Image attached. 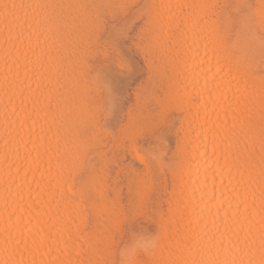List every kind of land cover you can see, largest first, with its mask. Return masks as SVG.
Returning <instances> with one entry per match:
<instances>
[{"label":"bare ground","instance_id":"6f19581e","mask_svg":"<svg viewBox=\"0 0 264 264\" xmlns=\"http://www.w3.org/2000/svg\"><path fill=\"white\" fill-rule=\"evenodd\" d=\"M135 213L134 264H264V0H0V264H118Z\"/></svg>","mask_w":264,"mask_h":264},{"label":"rangeland","instance_id":"374dc122","mask_svg":"<svg viewBox=\"0 0 264 264\" xmlns=\"http://www.w3.org/2000/svg\"><path fill=\"white\" fill-rule=\"evenodd\" d=\"M132 7H134L135 8V6H132ZM132 10H133V8H132ZM132 10L131 9H128L127 11H128V14H126L125 13V17L123 16V17H121V16H119V19L117 18V20H114V21H111V20H109L108 19V17L105 15L103 18H104V22H103V27L105 28V30H106V27L108 26V24H114V27L116 28L117 26L118 27H120V25L122 26V24L127 20V22L128 21H130L131 20V22H133L132 24V26L130 27V29H128L127 30V32H128V36H132V35H134V33H135V30H136V28H137V26L138 25H140V23H141V19L140 20H133L132 19V17H131V15H133L131 12H132ZM130 11V12H129ZM127 15V16H126ZM129 15V16H128ZM121 18V19H120ZM124 18H125V21L124 22H122V20H124ZM120 22H121V24H120ZM115 23H116V25H115ZM128 23H130V22H128ZM127 24V23H126ZM130 30V31H129ZM131 38V37H130ZM129 38V39H130ZM118 40V39H117ZM116 39H114V41L116 42L117 41ZM127 42H128V44H129V40H127ZM128 44H126V46L125 47H123V48H126L127 46H128ZM125 45V44H124ZM121 46V45H120ZM132 49V48H131ZM129 50V51H131V54H133V55H131L129 52L126 54L127 56H125V57H127V61L126 62H128V63H130V61H132V65H136V63H138L139 61L141 62V60H139V55H137L138 53L137 52H135V54L133 53V50ZM130 54V59H128V55ZM123 56V57H124ZM94 59V55L93 56H90V58L87 60L88 61V63H89V65H92L93 66V64H94V61H95V59ZM133 58V59H132ZM125 60H126V58H124ZM132 59V60H131ZM129 60V61H128ZM134 61V62H133ZM138 61V62H137ZM93 62V63H92ZM136 62V63H135ZM131 64V63H130ZM139 64V63H138ZM123 75V74H122ZM136 166H137V164H135ZM128 215V214H127ZM132 214H129L128 216H129V218H128V216L126 217L127 218V220L124 222L123 221V224H121V225H123V226H121L119 229H121L122 231H120V233L118 232L119 231V229L116 231V233H115V236H114V240H117V242L115 241L114 242V240H113V250L115 251V256H118L116 253H119V250L121 249V247H123V246H126V245H129V243H130V241L132 240V237H133V234H135L136 236H138V237H143V238H147V237H150V236H152L153 234H154V232H155V228H154V226L153 225H151L149 222L147 223L146 221V219H145V217H142V216H140V215H138L137 213H135V214H133L132 216H131ZM131 216V217H130ZM145 219V220H144ZM146 223V224H145ZM151 225V226H150ZM125 226V227H124ZM124 228V229H123ZM123 230H124V233H123ZM121 232H122V234L123 235H125V236H123L122 237V235H121ZM130 233V234H129ZM120 235H121V238H120ZM128 235H130V236H128ZM128 236V237H127ZM131 237V238H130ZM117 238V239H116ZM122 239V240H121ZM121 241V242H120ZM119 243H120V245H119ZM120 246V247H119ZM118 251V252H117ZM117 258V257H116ZM118 259V258H117Z\"/></svg>","mask_w":264,"mask_h":264},{"label":"clouds","instance_id":"9594fccd","mask_svg":"<svg viewBox=\"0 0 264 264\" xmlns=\"http://www.w3.org/2000/svg\"><path fill=\"white\" fill-rule=\"evenodd\" d=\"M156 247L154 239H145L133 234L132 243L121 247L118 253V264H134L140 253L148 254Z\"/></svg>","mask_w":264,"mask_h":264}]
</instances>
